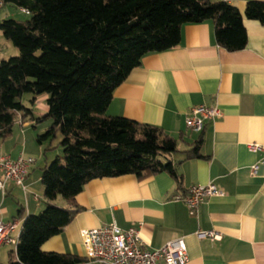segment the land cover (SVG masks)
I'll list each match as a JSON object with an SVG mask.
<instances>
[{"label": "crops", "instance_id": "0c3cea01", "mask_svg": "<svg viewBox=\"0 0 264 264\" xmlns=\"http://www.w3.org/2000/svg\"><path fill=\"white\" fill-rule=\"evenodd\" d=\"M225 1L243 13L249 0ZM17 12H21L19 7L3 3L0 21L15 18ZM243 24L246 45L234 52L215 43L212 22L182 25L179 44L144 55L114 89L106 110L109 116L160 127L177 140L181 151L201 136L203 157L171 155L179 184L167 172L141 179L126 174L89 181L75 197L79 211L59 234L42 244L43 251L74 254L84 258L80 264H96L85 257L81 231L114 220L122 229L137 227L149 249L182 237L187 247L185 264H264V163L261 152L250 149L251 144L264 147V24L245 17ZM15 49L0 31V60ZM29 99L23 102L35 115L47 111L46 94L33 103ZM201 104L216 105L220 115L194 132L187 128L185 118ZM15 123L19 128L13 125L11 134L0 138V155L31 157L26 150L28 127L32 136L37 135L50 120L36 123L18 118ZM32 166L25 190L9 182L5 192H0V222L16 225L12 234L16 239L23 217L42 209L39 195L43 189L36 188L41 176L31 173ZM208 183L221 194L207 197L195 213L174 198L186 194L192 185ZM7 196L13 202L7 204ZM55 203L67 206L60 197ZM19 208L22 216H17ZM200 231H213L219 238L198 237ZM6 245H0V251Z\"/></svg>", "mask_w": 264, "mask_h": 264}, {"label": "trees", "instance_id": "16d2710c", "mask_svg": "<svg viewBox=\"0 0 264 264\" xmlns=\"http://www.w3.org/2000/svg\"><path fill=\"white\" fill-rule=\"evenodd\" d=\"M2 1L28 13L0 21L3 37L18 51L0 60V138L11 134L18 118L50 120L36 141L41 145L60 135L62 149V161L56 157L41 169L44 207L23 217L8 264H80L84 258L41 246L79 211L75 197L86 183L167 172L179 184L171 155L203 157L201 136L181 151L158 126L107 115L114 89L144 55L177 46L184 24L210 21L218 46L243 49V19L264 24V1H247L243 13L225 0ZM25 94L29 103L46 94L47 111L35 115L23 102ZM58 197L67 206L56 204Z\"/></svg>", "mask_w": 264, "mask_h": 264}, {"label": "built area", "instance_id": "2783aa9c", "mask_svg": "<svg viewBox=\"0 0 264 264\" xmlns=\"http://www.w3.org/2000/svg\"><path fill=\"white\" fill-rule=\"evenodd\" d=\"M3 1L0 0V7ZM21 12L28 11L20 8ZM220 115L216 105H197L191 108L185 118L187 128L194 132L203 130L207 121H212ZM250 149L261 152V161L264 163V147L251 144ZM35 159L30 156L19 155L10 158L0 155V192H5L6 183H14L25 190L24 181ZM256 165L252 167L253 170ZM221 191L215 185H192L184 195H175L181 200L190 213H195L198 206L209 196L220 195ZM16 225L13 222H0V245L16 244L12 235ZM198 237L219 238L213 231H200ZM82 246L88 261L96 264H185L188 260L187 247L182 237L171 239L162 246L149 249L143 245L137 227L120 228L114 220L100 226L86 228L81 231Z\"/></svg>", "mask_w": 264, "mask_h": 264}, {"label": "rangeland", "instance_id": "374dc122", "mask_svg": "<svg viewBox=\"0 0 264 264\" xmlns=\"http://www.w3.org/2000/svg\"><path fill=\"white\" fill-rule=\"evenodd\" d=\"M25 17H26L25 14H23L21 12H17L15 19L22 20ZM15 51L16 52L14 54L9 53V55H7L5 58H8L9 56L16 55L18 53V51H17V49H15ZM27 96H29V95L25 94V96L23 97V100ZM14 125H15L16 129H17V127L19 128L18 123H15ZM28 129H29L27 132L28 143L26 146V150H27V152H29V154L31 155L32 158L36 159V162L32 166L33 168L31 170V173H33V175H36L39 177V176H41V168L46 163H50L56 157H58L62 161V149L59 146L60 135H56V137L53 138L50 142L46 141L43 144L39 145L36 141L35 133L33 136L31 134L32 133L31 126H29ZM30 134H31V138L29 137ZM172 158H181V155L178 153H174V154H172ZM36 188L37 189H39V188L43 189V186L41 185L40 182H38L36 185ZM37 194L39 195V193H37ZM39 197L41 199V201L39 203V207L43 208L44 202H45V200L43 198V194H40ZM11 202H13V198L11 196H7L6 203L9 204ZM37 213H39V211H37L35 214H37ZM14 249H15V246L13 244L12 245L8 244V245L2 247V249L0 251V264H8L9 252H10V250H14Z\"/></svg>", "mask_w": 264, "mask_h": 264}]
</instances>
